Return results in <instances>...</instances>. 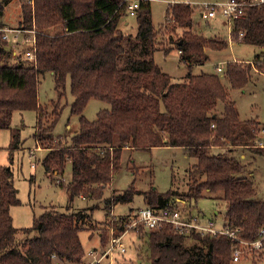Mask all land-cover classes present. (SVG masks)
<instances>
[{
    "label": "trees",
    "instance_id": "trees-1",
    "mask_svg": "<svg viewBox=\"0 0 264 264\" xmlns=\"http://www.w3.org/2000/svg\"><path fill=\"white\" fill-rule=\"evenodd\" d=\"M9 1L0 0V28L4 27ZM21 1V24L37 30L32 47L36 58L19 57L11 62L15 49L0 30V131L11 127L16 110H37L35 138L38 146L48 149L42 159L46 172L62 176L67 163H72V176L66 184L71 201L76 196L100 199L121 166L124 148L181 146L197 159L189 170L188 189L162 192L153 187L143 193L146 206H180V198L192 203L213 195L226 202L227 226L239 228L245 239L257 238L264 226V199L254 198L253 181L241 175L246 165L239 158L214 154L211 149L247 148L264 153L258 143L261 122L240 117L222 78H227L231 87L243 89L264 75V3L247 7L245 14L231 23V35L263 51L248 64L228 61L223 73L195 74L192 67L209 58L207 49H223L229 41L195 32V9L190 2L169 5L166 22L157 27L150 0H140L134 15L138 29L132 42L131 35H125L119 26L122 18L130 15L131 0ZM58 24L63 28L54 31ZM163 31L172 44L165 53L177 48L189 69L179 80L152 56L145 57L139 51L143 42L156 49L155 39ZM46 71H52L60 96L68 78L71 81V111L80 117L69 144L54 133L60 111L47 114L39 102V75ZM91 98L111 105L100 109L93 120L83 114ZM11 130L12 153L20 144V128ZM137 192L132 187L114 191L106 206L132 201ZM20 202L12 167L0 164V264H54L53 255L66 264L81 262L87 257L80 236L84 229H97L100 238L107 239L105 247L109 243V233L94 219V205L74 208L69 203L64 210L47 207L31 226L16 227L10 209ZM130 220V215L121 216L108 226L122 231ZM142 229L148 231L151 264L233 262L234 245L223 234H182L167 223Z\"/></svg>",
    "mask_w": 264,
    "mask_h": 264
},
{
    "label": "rangeland",
    "instance_id": "rangeland-1",
    "mask_svg": "<svg viewBox=\"0 0 264 264\" xmlns=\"http://www.w3.org/2000/svg\"><path fill=\"white\" fill-rule=\"evenodd\" d=\"M177 1L190 2L194 7V31L206 36L226 38L229 41L227 47L223 49H207L209 58L202 64H195L192 67L193 73L218 72L217 66L225 70L226 63L231 60L248 64L253 61L255 55L263 51L259 46L240 41L230 34L231 24L225 23L223 18L206 19L202 17V12L206 10L205 4H214L225 0H150L152 5V18L155 26L159 27L166 22V10L169 5ZM22 19V1L10 0L5 9L3 17L4 27L22 28L23 31L15 32L19 35L18 43L12 48L15 53L12 55L11 62L17 61L19 57L27 59L24 52L31 46V41L24 37H31V32L24 30ZM126 21L129 23L126 24ZM125 35H131L132 42L137 33L138 25L135 16L128 15L123 17L119 23ZM3 27V28H4ZM63 28L58 24L53 28L59 31ZM27 29V28H25ZM232 36V37H231ZM177 38V36H174ZM232 38V39H231ZM156 49H152L149 42H143L139 46V51H143L145 57H153L155 62L162 69L179 80L188 72V66L180 60V52L173 48L168 53L164 49L171 47L169 34L165 31L160 33L155 39ZM126 45L129 47L130 44ZM220 71V73H223ZM228 86L230 96L235 100L242 119H256L261 122L260 141L264 147V75L255 77L243 89L231 87L227 78L222 77ZM38 98L47 114L60 111L59 119L55 125L54 133L68 144L79 128V115L71 111V104L74 95L71 91V81L68 78L65 93L61 96L55 87V80L52 71H46L39 75ZM109 102L91 98L83 114L90 120L97 117V113L102 108H110ZM38 112L35 109L16 110L13 113L11 127L0 131V164L10 165L14 173V182L18 189L20 204L11 206L13 223L16 227H28L34 223V219L39 216L47 207L55 206L64 210L69 203L74 208H83L94 205L93 211L96 223H99L104 233L111 232V221L121 216L130 215L135 217L140 207L146 206L143 193L156 187L159 191H167L170 188L185 191L189 187V170L196 162L194 156L188 155L183 147L172 145H160L152 148H130L123 149L121 166L114 175L112 182L106 186L103 196L100 199L76 196L70 200V194L66 184L72 176V163L68 162L64 174L51 175L45 170L42 159L48 149L37 145L35 138L36 122ZM13 127L20 128V144L15 150L9 148L12 139ZM32 152V154H31ZM211 153H222L226 156H235L245 165L242 176L248 177L253 181L256 194L255 199H264V153L247 148H235L227 150L223 148H212ZM34 154V155H33ZM61 180V183H59ZM138 191L132 201L112 203L106 206V200L113 197L114 191H125L129 188ZM180 207H185L186 211H191L196 215L206 218H214L217 225L225 222L226 202L215 198L213 195L203 197L198 202L188 203L180 198ZM109 207V208H107ZM109 211V214H108ZM129 221V222H130ZM138 226L136 230H130L125 235L127 251L120 253L115 251L110 254L109 259H104L103 264H151L148 258V231ZM97 229H84L80 232L83 246L87 254L92 250L104 251L106 240L100 238ZM141 234V237H140ZM138 236V237H137ZM146 236V237H145ZM145 237V238H144ZM104 241V242H103ZM88 256L85 258V260ZM231 264H254L252 255L243 253L239 261Z\"/></svg>",
    "mask_w": 264,
    "mask_h": 264
},
{
    "label": "built area",
    "instance_id": "built-area-1",
    "mask_svg": "<svg viewBox=\"0 0 264 264\" xmlns=\"http://www.w3.org/2000/svg\"><path fill=\"white\" fill-rule=\"evenodd\" d=\"M263 3L264 0H225L214 4L202 5L205 6L206 10L201 14L206 19L223 18L230 25L234 19L240 18L245 14L247 7ZM139 4L140 0H131L128 3V10L132 16L136 14ZM0 30L3 31V38L9 42L11 47L15 46L19 41V35L15 32L23 31L22 28L10 27L0 28ZM24 30L32 33L30 38L28 36L24 37L25 40L32 42L30 48L25 50L24 54L27 59L34 60L36 56L32 47L36 44L37 30L35 27L32 29L24 28ZM241 36H243V33H240ZM217 69L219 72L222 71V67L220 66H217ZM164 223L172 225L182 234L194 232L202 237L223 234L234 245L233 261H239L241 255L247 253L248 255H252L254 264H264V226L260 228L257 238L249 240L239 234V228H231L225 222L218 226L214 218L196 215L193 212L186 211L184 207H180L179 205L167 206L160 209L151 206L140 207L135 217H132V221L126 225L124 230L118 231L115 228H111L108 247L104 251L92 250L87 254L88 258L86 260L67 264H103L104 259H109L110 254L112 255L115 251L120 253L127 251V245L124 240L126 233L130 230H136L138 226H143L146 229L159 228ZM52 257L54 264H66L56 255Z\"/></svg>",
    "mask_w": 264,
    "mask_h": 264
},
{
    "label": "crops",
    "instance_id": "crops-1",
    "mask_svg": "<svg viewBox=\"0 0 264 264\" xmlns=\"http://www.w3.org/2000/svg\"><path fill=\"white\" fill-rule=\"evenodd\" d=\"M129 22L128 21H126V24H128ZM226 23V22H225Z\"/></svg>",
    "mask_w": 264,
    "mask_h": 264
}]
</instances>
